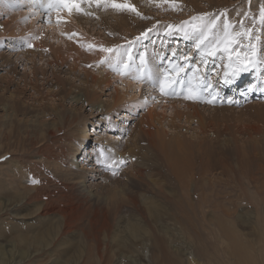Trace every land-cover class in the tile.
Returning a JSON list of instances; mask_svg holds the SVG:
<instances>
[{
	"label": "rangeland",
	"instance_id": "obj_1",
	"mask_svg": "<svg viewBox=\"0 0 264 264\" xmlns=\"http://www.w3.org/2000/svg\"><path fill=\"white\" fill-rule=\"evenodd\" d=\"M253 1L116 0L140 15L84 3L69 15L82 29L74 38L67 11L52 22L66 31L53 33L39 5L0 0V264H264V78L249 86L254 71L244 75L233 58L255 42L236 33L264 32L233 21L229 37L239 42L223 50L225 23L241 11V20L258 18ZM98 46L139 71L148 103L106 111L112 89L97 90L95 104L75 101L88 79L69 74L56 52L95 63ZM240 72L232 96L223 85ZM166 73L175 83L162 95ZM191 79L200 93L189 101ZM86 130L93 138L81 139ZM165 130L166 145L155 146ZM174 136L181 145L170 144Z\"/></svg>",
	"mask_w": 264,
	"mask_h": 264
},
{
	"label": "bare ground",
	"instance_id": "obj_2",
	"mask_svg": "<svg viewBox=\"0 0 264 264\" xmlns=\"http://www.w3.org/2000/svg\"><path fill=\"white\" fill-rule=\"evenodd\" d=\"M29 2H27L28 3V5L30 6V7H33V6H35V5H39V12L41 11V12H45V8L47 7V3H48V0H37V1H34V2H32V0H28ZM259 2V4H257ZM26 3V4H27ZM27 6V5H26ZM44 8H43V7ZM261 7H264V0H254L253 2H252V4H251V6H250V8H249V10L248 11H250V10H253V11H255L256 13H258V15L257 16H259V9L261 8ZM28 8V7H27ZM23 9V8H22ZM29 9V8H28ZM27 9V10H28ZM25 10V9H24ZM26 11V10H25ZM234 11V10H233ZM63 12H65V11H63ZM38 13V12H37ZM37 13H36V15H37ZM46 13V12H45ZM244 13H247V12H240V15L238 16V17H236L237 19H234V18H231L230 19V31H231V29L234 27V24H233V21H238V23L240 24V25H242V26H245L246 24H250L252 21L256 24V25H258L259 26V31L260 32H264V23H261L260 21H259V19L257 18V19H252V18H250V17H246V18H244L243 20H241L242 18H243V14ZM32 15V17H33V15H34V13H32L31 14ZM30 15V16H31ZM39 15V14H38ZM56 15V16H55ZM53 14V11L52 12H50V13H47L46 14V16L44 17L45 18V21H47L45 24H44V26L46 27V29H50V31L51 32H57V33H62V31H66V26H60V25H57V24H52V22H55V20L54 19H56L55 17H57V13L56 14ZM72 15V14H71ZM232 15V14H231ZM235 15V14H234ZM27 16V15H26ZM61 16L66 20V21H68V22H70L71 23V25L72 26H75V27H78V30H77V34H76V36L74 35V38L75 37H80V33H81V31H82V29H81V27H79L78 25H80L79 23V20H75V16H69V14H68V12L65 14V13H63V14H61ZM32 17H31V19H32ZM62 18V19H63ZM69 23V24H70ZM32 25H33V23H31ZM35 24V23H34ZM61 24V23H60ZM245 29H249L248 27H244V30ZM67 30H68V28H67ZM72 30V29H71ZM230 31H228V34H229V32ZM75 33V32H74ZM11 35V34H10ZM262 37V38H261ZM85 38V37H84ZM246 38V37H245ZM252 38H254L255 39V42H248V44H246V45H244V46H240L239 47V49L238 50H235L234 51V54H233V58H234V61L236 62V63H239L240 65H242V72L244 73V75H245V73H246V68L244 67V63H245V56L246 55H248V54H250L251 52H252V48H250L249 47V45L251 44V45H254V47H255V56L254 57H252V60H253V63L252 64H250V65H248L253 71H254V74L252 73V75H251V79H250V82H249V86L251 85V82H254V80L256 81V80H258L257 79V77L259 78V77H263L264 78V66H263V64L262 63H260V61L257 59V56H259L258 55V51H260V48H259V44L261 43V42H264V36H256V35H253V33H252ZM251 38V39H252ZM247 39V38H246ZM76 40V39H75ZM249 40V39H248ZM239 42V40H235L232 44H231V46L229 47V51L232 53V47L235 45V44H237ZM56 43L57 44H59V42L58 41H56ZM87 44H89V43H87ZM86 44V45H87ZM34 46L36 45L35 43L33 44ZM36 47H37V45H36ZM38 47H39V45H38ZM37 47V48H38ZM103 48V46H98L97 47V51L98 52H100L101 51V49ZM36 50V49H35ZM38 51V50H37ZM55 51H57V49L56 50H54L53 52H55ZM228 51V52H229ZM264 51V50H263ZM27 53V52H26ZM31 54H29V52L27 53L28 55H32L33 57H34V55H35V53L33 52H30ZM57 56L58 57H60L61 59H57V60H62V61H64V60H69L70 62H71V65H73L72 67H69V74H74V73H76V72H79L80 70H81V72H83V74H84V77L85 78H87L88 79V82H87V86H86V88H85V93H84V95H85V97H83V99H82V97L80 96V97H78V98H76L75 99V101L76 102H78L79 101V103H81V101L84 103V102H87V103H89V104H92V103H94L95 102V98H96V95H97V90H99L100 92H105V91H107V90H109V89H112V92L110 93V94H108L109 95V102H108V104L104 107V108H102V109H104V110H106V111H108V110H114V109H118V108H122V109H125V111H127V108H129L130 106H132V108L133 107H138V105H141V104H143V103H145L147 100H146V98H144V97H146L145 95H144V97L142 96L143 94H147V93H149V92H147V90L148 89H145V88H143V86L141 85V79H140V75H139V71L137 72V70L135 69V68H124V66H122V64H123V61L124 60H122L120 57H119V54H118V52L117 51H111V52H107V51H105V52H100V54H99V56H97V57H95V58H93L92 60H95V63H85V62H83V61H81L80 60V58L82 59V55H80V54H78V53H75V54H73V55H71V53H69V51H67V50H65V51H62V49H60V50H58L57 52ZM55 53V54H56ZM237 53L239 54V56H237ZM260 54V53H259ZM262 54V53H261ZM101 55H104V57H100ZM188 56H190V55H188ZM188 56H187V58H188ZM64 57V58H63ZM133 57V56H132ZM184 57V56H183ZM186 58V57H185ZM184 58V59H185ZM260 58V57H259ZM124 59V58H123ZM171 59V58H170ZM40 60L42 61V63H45L46 62V60H45V58H44V56L43 57H41L40 58ZM49 62V61H48ZM52 63H53V61H52ZM259 64H261V66L259 67ZM83 66V67H86V68H89L90 70H92V71H94V74H92V73H89L87 70H84V69H82L81 68V66ZM89 65H91V67H89ZM120 65V66H119ZM124 65V64H123ZM129 65V64H128ZM198 69V68H197ZM200 69V68H199ZM144 70H146V72L147 73H149L150 75H156V73L158 72H160L159 70L160 69H158V68H149V67H147V69L145 68ZM198 72V71H197ZM242 72H240L239 73V75L235 78H232L229 82H228V88H227V85L226 84H224L223 85V87H225L224 89L225 90H228L229 89V87L231 88L230 89V95H232L233 96V92L234 91H237L238 90V87L236 88V86H239L240 84V76L243 74ZM162 73H164V71L162 72ZM241 74V75H240ZM176 75V74H175ZM232 76V75H231ZM133 78V80H135L134 82L133 81H131L130 80V78ZM249 77V76H248ZM131 78V79H132ZM152 78V77H151ZM154 78V77H153ZM145 80V79H144ZM174 80H175V77H174ZM228 80H229V78H228ZM242 80H247V78L246 79H242ZM241 80V81H242ZM131 81V82H130ZM133 82V83H132ZM259 82H260V80H259ZM264 82V81H263ZM189 83H190V86L187 88L188 89V91H186V95H185V92H183L184 93V95L185 96H187V95H189V90L191 89V85L193 86V87H195L196 86V82H195V80H190L189 81ZM242 84V83H241ZM240 86H242V85H240ZM222 87V88H223ZM255 87H256V83H254V88H252L253 90H252V92L253 91H255ZM119 89H122V90H125V92H120L119 91ZM154 89V88H153ZM155 89H157V88H155ZM154 89V90H155ZM146 90V91H145ZM154 90H152V91H154ZM168 90V89H167ZM198 90H199V88H197V91H196V93H195V100H197V97L199 96V93H200V91L198 92ZM98 91V92H99ZM128 91H133V94H130V96L129 97H127L126 96V93L128 92ZM152 91H150V92H152ZM153 93V92H152ZM257 93V92H256ZM150 94V93H149ZM175 95V94H174ZM178 95V94H177ZM200 95H202V94H200ZM235 95V94H234ZM254 95H256L255 93L253 94V96ZM126 99H128V100H130V99H132V100H130V102H131V104L128 106V107H125V104L124 103H122L123 101L124 102H127V101H125ZM208 99V98H207ZM191 99H189V101H190ZM199 100V99H198ZM74 101V102H75ZM145 101V102H144ZM193 101V100H192ZM200 101V100H199ZM201 101H202V99H201ZM146 103H148V101L146 102ZM183 102H181V104H182ZM95 104V103H94ZM173 105H171L172 106V108H175L177 105L180 107V103H172ZM94 106V105H93ZM183 108L182 109H184V110H192V112H195V111H197L198 109H197V105H190V104H186V103H184L183 105H181ZM97 107V106H96ZM99 107V106H98ZM96 108V110L98 109H100V107L99 108ZM163 109V108H162ZM101 110V109H100ZM131 110H133V109H131ZM136 110V109H135ZM160 110V109H159ZM158 110V111H159ZM164 110H166V109H163V110H161L163 113L164 112H166V111H164ZM160 111V112H161ZM161 112V113H162ZM148 115H150V114H148ZM179 115H181V114H178L177 116H179ZM183 116H185V115H183ZM187 116V115H186ZM181 117V116H180ZM179 117V118H180ZM189 117V116H188ZM120 118H128V119H132L130 116H128L127 114H126V112H122L121 113V115H120ZM185 119V118H184ZM100 121V120H99ZM114 121H116V120H114ZM199 124H200V126L202 127L203 126V124H202V122L199 120ZM93 125H97V124H93ZM249 127V126H248ZM254 127V126H253ZM257 128V127H256ZM240 130V129H239ZM257 131V130H256ZM94 130H86V133H84V135L81 137V139H83V137H85V140H88L90 137L91 138H93V135H95L94 134ZM247 132V131H246ZM250 133V132H249ZM248 133V134H249ZM252 133V132H251ZM258 134V133H257ZM163 135H166V130L164 131V132H160V139H156L155 138V140H157V144L155 145V146H161V148H164V146L166 145L165 144V140L163 139V138H161ZM147 136H150V134L148 133L147 134ZM112 138V137H111ZM154 138V137H153ZM170 144H172V145H174V147H177L178 145H181V143H180V141H179V138L177 137V136H174L172 139H171V143ZM242 152H243V150H242ZM161 155L163 156V157H165L166 158V154L164 153V152H162V150H161ZM246 158V157H245ZM254 159V158H253ZM252 160V159H251ZM250 161V160H249ZM174 169V168H173ZM178 171V170H177ZM173 172V171H172ZM179 172V171H178ZM208 173H209V171H208ZM173 174V173H172ZM61 205V204H60ZM152 216V215H151ZM134 233V237L136 238L137 236H138V234L137 235H135V233H136V231H134L133 232ZM139 238V237H138Z\"/></svg>",
	"mask_w": 264,
	"mask_h": 264
},
{
	"label": "snow or ice",
	"instance_id": "obj_3",
	"mask_svg": "<svg viewBox=\"0 0 264 264\" xmlns=\"http://www.w3.org/2000/svg\"><path fill=\"white\" fill-rule=\"evenodd\" d=\"M87 3L89 6H92L93 4L96 5L97 7H100L104 4H108L111 8L116 9V10H123V9H127L130 10L132 12H136L137 15H140L139 12H137V10L135 9V7H132L129 4L126 3H118L116 2V0H48L47 3V7L45 8V12L50 13L53 10H55L58 13L57 16V23L60 22V16L59 13L62 11H67L69 15H71L74 11L75 12H82V8L81 5ZM87 14V13H84ZM258 19L261 23H264V7H261L259 9V16ZM216 27V22L215 20H213L212 24H211V28H215ZM230 27L229 24L225 23L223 25V29H224V34H225V44H224V48L223 50L225 52L229 51V47L231 46V44L234 42L233 38L229 37L228 34V28ZM254 29H245L241 32L236 33L237 37H246L247 39L251 40L252 38V33H253ZM143 35H147V33H144ZM32 45H29V47H31ZM250 48H252V52L248 55L245 56V63H244V67L247 68L248 65L253 63L252 57L255 56V47L254 45H249ZM102 51H107V52H111V49H102ZM215 51V49L211 50L208 52V55H212L213 52ZM237 56H239V54L237 53ZM229 59H232L231 54L229 55ZM89 67H91V65H89ZM128 67L127 64L124 65V68L126 69ZM227 82V81H226ZM175 83V80L171 77L170 74H165L160 81V85H159V91L162 95L167 94V89H169L173 84ZM253 89H249V91H252ZM195 98V94L193 92V90H189V95H187L185 97V99H194ZM208 103H212V100H209ZM115 174V173H113ZM37 181L33 180V183H36Z\"/></svg>",
	"mask_w": 264,
	"mask_h": 264
}]
</instances>
